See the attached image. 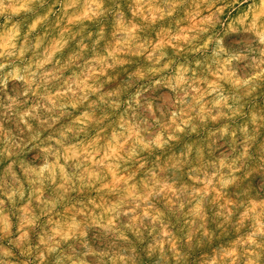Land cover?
Listing matches in <instances>:
<instances>
[{"label":"rangeland","instance_id":"rangeland-1","mask_svg":"<svg viewBox=\"0 0 264 264\" xmlns=\"http://www.w3.org/2000/svg\"><path fill=\"white\" fill-rule=\"evenodd\" d=\"M0 264H264V0H0Z\"/></svg>","mask_w":264,"mask_h":264}]
</instances>
